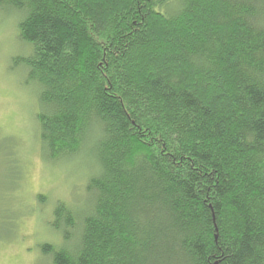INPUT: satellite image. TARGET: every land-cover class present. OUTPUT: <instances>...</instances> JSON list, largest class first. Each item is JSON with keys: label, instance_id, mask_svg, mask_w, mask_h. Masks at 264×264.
Listing matches in <instances>:
<instances>
[{"label": "trees", "instance_id": "16d2710c", "mask_svg": "<svg viewBox=\"0 0 264 264\" xmlns=\"http://www.w3.org/2000/svg\"><path fill=\"white\" fill-rule=\"evenodd\" d=\"M0 10L23 17L43 160L94 164L54 207L52 264H264V0Z\"/></svg>", "mask_w": 264, "mask_h": 264}, {"label": "rangeland", "instance_id": "374dc122", "mask_svg": "<svg viewBox=\"0 0 264 264\" xmlns=\"http://www.w3.org/2000/svg\"><path fill=\"white\" fill-rule=\"evenodd\" d=\"M22 19L0 10V264H52L42 246H69L53 227L54 207L85 203L94 164L85 154L43 160L39 88L18 62L31 53L19 38Z\"/></svg>", "mask_w": 264, "mask_h": 264}]
</instances>
